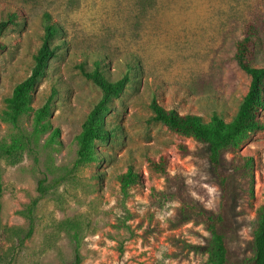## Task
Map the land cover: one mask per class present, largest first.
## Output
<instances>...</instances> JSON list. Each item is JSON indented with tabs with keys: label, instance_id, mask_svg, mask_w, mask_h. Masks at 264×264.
Segmentation results:
<instances>
[{
	"label": "rangeland",
	"instance_id": "1",
	"mask_svg": "<svg viewBox=\"0 0 264 264\" xmlns=\"http://www.w3.org/2000/svg\"><path fill=\"white\" fill-rule=\"evenodd\" d=\"M18 10L0 40V144L21 140L13 158L0 156V264H72L76 232L79 264H210L199 249L210 242L204 224L187 218L188 204L216 214L222 191L204 145L153 121V98L165 109L213 113L229 121L247 90L249 76L233 60L241 28L257 29L255 62L264 66V0H0V19ZM58 24L60 44L45 76L31 91L27 112L5 121L4 99L25 79L41 43L43 14ZM101 61L110 80L128 63L124 92L111 101L106 125L117 128L96 143L99 161L76 164V136L100 90L79 69ZM46 129L34 131L33 115L48 98ZM264 118V109L261 112ZM58 134H54V130ZM185 144L187 153L178 146ZM166 155L165 175L146 157ZM222 170L234 194L228 204L229 263L254 255L257 209L264 203V131L224 153ZM131 169L125 191L118 177ZM46 193L39 198L38 185ZM32 212V233L23 212Z\"/></svg>",
	"mask_w": 264,
	"mask_h": 264
},
{
	"label": "trees",
	"instance_id": "2",
	"mask_svg": "<svg viewBox=\"0 0 264 264\" xmlns=\"http://www.w3.org/2000/svg\"><path fill=\"white\" fill-rule=\"evenodd\" d=\"M20 15L18 10L9 11L4 18L0 19V36L2 32L10 25L17 23V17ZM43 33L41 43L33 55V65L30 74L17 83L11 94L4 99L5 110H3V119L13 124L24 115L29 109L31 102V91L37 83L45 76L46 70L51 58L55 57L60 44L54 43L55 38L60 35V27L50 21L49 14L43 16ZM256 26L252 22H247L241 28V38L235 43L233 60L236 66L249 76V84L246 92L238 104L235 114L229 121L217 113H213L208 121L197 114H180L174 109L163 108L155 98L150 102L153 111L152 120L161 123L167 130L182 135L192 137L195 141L205 146L207 151V160L217 179L222 191V199L219 211L213 214L209 211L199 209L190 204L186 206L187 218L194 219L204 224L211 235L210 242L199 249L207 254V261L210 264H228L229 252L227 246V222H228V204L232 201L234 191L230 186L229 174L222 170V159L225 152L238 147L249 136L258 131H264V118L261 112L264 109V66L255 62V39L257 35ZM6 46L0 40V53L5 51ZM93 68L86 70L83 64L79 65L81 74L90 80L99 90L101 96L87 113L82 125L81 131L76 136L77 151L76 164L84 165L90 162H98L100 159L95 149L96 143H107L110 138H114L117 128H110L106 125V116L110 112L109 104L115 98H118L134 79L130 74L140 70V64L137 61L128 63L123 74L114 80H110L101 68V61L96 60L92 63ZM48 98L44 104L37 108L33 115V125L35 132H41L46 129L43 121L50 115L51 100ZM54 134H58L55 129ZM179 149L187 153L185 144L179 142ZM24 144L21 140H16L14 144H0V156L13 158L22 149ZM146 162L149 169L157 174L165 175L167 166L170 162L166 155L160 154L156 160L147 156ZM137 174L128 169L124 174L118 177L121 189L125 191L133 182L136 181ZM39 198L43 197L46 190L43 183L38 185ZM38 199L32 200L30 205L23 212L28 220V228L23 235L19 236L16 231L17 240L22 242L30 237L32 233V212ZM258 222L253 236L254 255L250 259L242 258L236 264H264V203L257 209ZM1 230V228H0ZM1 232V231H0ZM75 246L74 258L72 264L80 263L78 253V243L76 232L73 235Z\"/></svg>",
	"mask_w": 264,
	"mask_h": 264
}]
</instances>
